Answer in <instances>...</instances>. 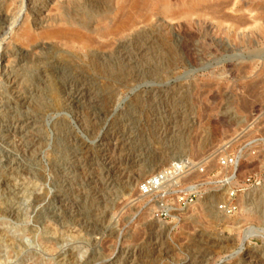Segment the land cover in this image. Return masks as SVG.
<instances>
[{
    "label": "rangeland",
    "instance_id": "1",
    "mask_svg": "<svg viewBox=\"0 0 264 264\" xmlns=\"http://www.w3.org/2000/svg\"><path fill=\"white\" fill-rule=\"evenodd\" d=\"M126 1L0 0V264H264V0Z\"/></svg>",
    "mask_w": 264,
    "mask_h": 264
},
{
    "label": "bare ground",
    "instance_id": "2",
    "mask_svg": "<svg viewBox=\"0 0 264 264\" xmlns=\"http://www.w3.org/2000/svg\"><path fill=\"white\" fill-rule=\"evenodd\" d=\"M203 0H191L190 3L187 5L184 13L188 14L187 16L185 15V17H189L190 14H195L196 12H198V10L201 7V4L204 2H202ZM65 2V1H64ZM149 3V0H128L125 2V4H122V6H120V11L123 14L120 18V20H118V22L116 23V25L114 26H109L107 25V28L105 29V34L104 35H116L118 36L119 34H124V32H126L127 30L129 31L130 29H132V27L135 26V22H134V14L133 11L135 9H137L140 6H145L146 4ZM216 4V3H215ZM214 7V6H213ZM204 8V7H203ZM218 8V7H217ZM171 9L170 4L168 3H164L159 7V11L160 14H168L169 11ZM211 9V7H210ZM139 10V9H137ZM201 10V9H200ZM214 10V9H213ZM216 10V8H215ZM119 11V10H118ZM119 11V12H120ZM143 11V10H142ZM137 13V12H136ZM199 16V15H198ZM191 17V16H190ZM243 17V16H242ZM44 20V19H43ZM239 23V22H238ZM237 23V24H238ZM111 24V23H109ZM27 27V26H26ZM29 27V26H28ZM106 27V26H105ZM30 28V27H29ZM29 28H25V34L28 38H30L31 40H35V37L31 35V31ZM55 30H53L52 32H50L49 34H47V36L45 38H49V39H65L68 40L70 43H74V42H78L79 44H81L82 46H90L91 41H93V39H90V34L89 36L85 33H82L81 30H79L78 28H76L74 25H67V26H62L59 28H54ZM102 30L104 31V29L102 28ZM100 30V32L102 31ZM31 32V33H30ZM100 34V33H98ZM103 34V33H102ZM102 34L100 37H102ZM46 35V33H45ZM103 35V36H104ZM39 36V35H38ZM120 36V35H119ZM27 38V39H28ZM47 38V39H48ZM29 40V39H28ZM44 42H41L38 45H44ZM93 44V43H92ZM177 164V163H176ZM174 168H181L183 169V167L181 165H179V163L177 165H175ZM163 176V180H161L160 176L154 177L153 179L155 180V183L152 186V194L154 192H157V190L159 191V189L162 187L163 189L165 188V186L163 187V184L166 183L167 181V177H165V173L162 174ZM1 179V178H0ZM170 179V178H169ZM166 180V181H165ZM165 181V183H164ZM168 182V181H167ZM3 186V184L1 185ZM6 186V185H5ZM161 188V189H162ZM156 190V191H155ZM145 197V196H143ZM142 197V198H143ZM214 198V197H213ZM251 262V261H250ZM250 264V263H249Z\"/></svg>",
    "mask_w": 264,
    "mask_h": 264
},
{
    "label": "built area",
    "instance_id": "3",
    "mask_svg": "<svg viewBox=\"0 0 264 264\" xmlns=\"http://www.w3.org/2000/svg\"><path fill=\"white\" fill-rule=\"evenodd\" d=\"M220 166L222 168H228V169H232L234 168V175L237 174L238 172V168H239V162L237 160L236 157H233L231 155H227V156H224L221 161H220ZM188 170V168H186L185 170L184 169H181V168H174L172 166V169H169L167 172H165V177L167 176H173L176 174L175 177H178V176H181L182 174H184L186 171ZM160 178L161 180H163V176L160 175ZM155 183V180L152 179V178H149V179H146V181L141 185L140 189L141 191L143 192V194H149L152 190V186L153 184ZM185 194V195H183ZM191 194H186L185 192L184 193H181L179 195V200L182 202V203H185L186 200L189 199V196ZM235 192H231L229 194V197L227 198L226 201H224L223 203H221L219 206H218V209L221 211V212H225V213H232L236 210V205L234 203V196H235Z\"/></svg>",
    "mask_w": 264,
    "mask_h": 264
}]
</instances>
